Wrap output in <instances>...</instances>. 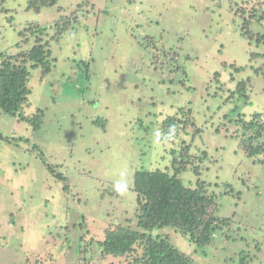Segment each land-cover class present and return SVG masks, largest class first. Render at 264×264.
<instances>
[{"label": "rangeland", "instance_id": "1", "mask_svg": "<svg viewBox=\"0 0 264 264\" xmlns=\"http://www.w3.org/2000/svg\"><path fill=\"white\" fill-rule=\"evenodd\" d=\"M79 3L73 32L51 40L59 15ZM0 4V52L30 49L35 36L21 33L37 24L52 65L45 76L29 68L23 110L43 111L38 129L0 110V133L12 139H0V264L130 263L105 261L95 244L82 253L78 239H102L116 224L136 228L135 170L173 173L186 150L194 165L182 182L215 194L218 216L232 223L206 247L171 227L152 233L169 235L197 264H239L242 252L264 264V164L235 136L238 116L264 112V45L241 36L244 25L264 32V0H58L39 13L25 0ZM241 84L249 99L237 93ZM174 112L185 124L162 139L161 123Z\"/></svg>", "mask_w": 264, "mask_h": 264}, {"label": "trees", "instance_id": "2", "mask_svg": "<svg viewBox=\"0 0 264 264\" xmlns=\"http://www.w3.org/2000/svg\"><path fill=\"white\" fill-rule=\"evenodd\" d=\"M57 2L58 0H25V8L39 13L44 7L53 6ZM80 8L82 6L79 3L75 11L59 15L53 26L51 40L58 39L64 32H73L74 25L79 20L76 11ZM58 10L62 9L58 8ZM0 11H7V9L0 6ZM33 25L35 26L33 27ZM242 28L241 36L248 41V44L264 45L263 31L257 32L259 33L257 34L250 26L244 25ZM44 31L45 28L37 24H27L21 35L30 33L35 36L33 46L28 50H20L14 54L0 52V110L6 115L26 121L33 129H38L42 124L43 111L38 109L35 114L28 116V114H24L23 108L28 104L31 92L28 86L29 68H41L43 76L51 70L50 40H43ZM150 37L146 40L149 41ZM24 42H27V37ZM86 66L88 69L89 64L87 63ZM87 74L88 72H86ZM241 85L237 93L249 99L244 85ZM180 110L179 108L177 111L179 114L183 111ZM183 124H185L184 118L175 112L167 115L160 126L162 139H174ZM235 124L236 126L238 124L235 132L238 149L249 158H257L256 164H264V112L256 111L248 120L238 116ZM0 139L12 143L11 137L4 136L2 133H0ZM18 139L20 138H17V142ZM31 150L32 152L38 151V147L34 145ZM187 154H189L187 150L182 152L181 160H178V165L174 166L173 173L160 168L136 169L132 184L138 204L135 213L136 228L118 224L108 226L104 230L102 239L95 240L93 237L89 241H87L88 234H81L78 239V248L85 243L82 253L87 252L86 249L91 244H95L100 250L101 258L105 261L110 257L114 259L124 257L130 259V263L126 264H197L190 255L181 251L172 242L169 235H154L152 233L157 228L171 227L177 230L189 243L198 247H206L212 243L217 231L222 233L224 225L229 227L232 223L230 217L218 216L219 203L215 194L206 193L202 186L191 187L182 182L180 173L186 170L190 164L194 165L191 160L185 161ZM41 159L48 172L57 181L67 182L66 176L62 172L55 171L53 165L46 162L43 154H41ZM223 186L231 187V184L224 183ZM67 187L64 185V188L68 189ZM112 190L114 191L115 188ZM232 192V189H229L223 193L230 195ZM82 230L85 228L82 227ZM85 231L88 232L87 229ZM238 259L239 264H249L245 252L240 253ZM108 264H113V262L110 261Z\"/></svg>", "mask_w": 264, "mask_h": 264}]
</instances>
